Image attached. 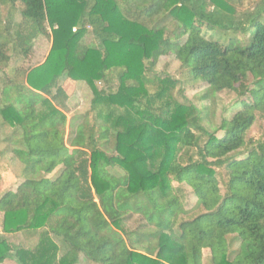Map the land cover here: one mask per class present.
<instances>
[{
    "label": "trees",
    "instance_id": "1",
    "mask_svg": "<svg viewBox=\"0 0 264 264\" xmlns=\"http://www.w3.org/2000/svg\"><path fill=\"white\" fill-rule=\"evenodd\" d=\"M243 1L0 0V155L22 164L0 188V264H203L205 249L208 264H264V128L247 138L264 119V6ZM39 36L44 61L11 66ZM163 55L240 107L219 124L201 116L154 71ZM77 82L90 108L66 136ZM181 185L200 210L188 219Z\"/></svg>",
    "mask_w": 264,
    "mask_h": 264
},
{
    "label": "rangeland",
    "instance_id": "2",
    "mask_svg": "<svg viewBox=\"0 0 264 264\" xmlns=\"http://www.w3.org/2000/svg\"><path fill=\"white\" fill-rule=\"evenodd\" d=\"M172 6V3H170L167 8H170ZM263 2L262 0H244L240 5H237L238 10L240 12L243 11H253L257 8H262ZM264 14V11H263ZM5 16V9L0 6V17L3 18ZM16 19L19 20V16L17 15ZM165 25L166 33L168 35H173L174 32L177 30V22L175 20H172L169 18L168 20L163 22ZM75 30V27H73V31ZM207 36L210 35V32H207ZM89 35V34H88ZM92 37V36H91ZM238 37L241 39L243 38L242 34H239ZM89 41L95 42L94 39L88 38ZM51 47V40L50 37H44L39 36L33 43V47L30 51L29 56L23 57V56H15L12 55L10 64L14 67H22L26 71L32 67H35L42 63L45 59V57L48 54V51ZM155 72H163L167 73L170 76L176 78L179 81V85L176 88V96L181 101L183 100V97H186L189 103H192L195 105L199 111L201 116H205V112H209L210 119L216 122L217 124L220 123L222 118H229L235 109L240 107V104L237 102V94L229 91L224 90L221 92L216 93L215 95L211 96V93L208 89V84L202 80H194L192 79L188 71L181 67V64L178 60H176L172 56H161L156 67ZM248 81H251V78L249 77ZM69 86V83L67 84V87ZM71 86V83H70ZM206 97V98H205ZM92 98V92L87 84L83 82H77L75 87L72 86L70 89V96L67 101L68 107L70 109V112L67 114L68 122L70 121L69 125H67L66 129V136L70 134L71 132V123H78L80 121V117L82 114L87 111L90 108V102ZM205 107H207L205 109ZM42 108V107H41ZM213 111V116L212 112ZM258 115V114H257ZM205 125L209 126V124L205 121ZM264 128V119L257 116L256 122L253 124V126L250 128V130L247 133L248 139L256 140L262 136ZM10 132L9 129H4L2 131V135H7ZM218 136L222 135V132L217 133ZM3 147V145L1 146ZM243 149L240 150V154L243 153ZM3 160L6 161L9 164L8 169L5 170V168H1L0 166V188L4 189L5 187L12 185L15 182V175L19 174L22 169V164L19 160L15 159L13 154H7V155H0V162ZM14 171V172H12ZM57 171V170H56ZM222 170H218V179H222L221 175ZM221 175V177H220ZM18 181H21V178H19ZM222 181V180H221ZM220 181V183H221ZM16 183V182H15ZM16 185H14L12 188L14 189ZM181 195H182V201L184 204V207L186 210H190L189 212L183 214L180 216V219H188L193 217L196 213H198L200 210H193V207L196 203V195L192 192V189L189 186L181 185ZM223 188V187H222ZM223 192V190H222ZM2 221H3V213L0 212V231L2 227ZM145 220L141 218L140 216H133L130 218L125 224L124 228L126 231H131L136 229L139 225L143 224ZM9 236L12 237L13 240L15 238L9 234ZM19 242H23L24 246L25 239L24 235L20 233V236L18 237ZM210 258V254L208 250L203 251V264H208ZM2 264H18L15 259L8 258L5 260ZM78 264H88L84 259L81 260Z\"/></svg>",
    "mask_w": 264,
    "mask_h": 264
}]
</instances>
